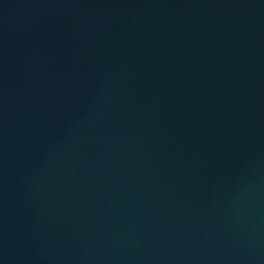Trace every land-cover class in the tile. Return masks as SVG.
<instances>
[{"label": "water", "instance_id": "obj_1", "mask_svg": "<svg viewBox=\"0 0 264 264\" xmlns=\"http://www.w3.org/2000/svg\"><path fill=\"white\" fill-rule=\"evenodd\" d=\"M0 264H264V0H0Z\"/></svg>", "mask_w": 264, "mask_h": 264}]
</instances>
